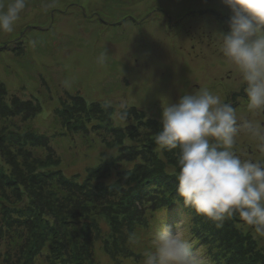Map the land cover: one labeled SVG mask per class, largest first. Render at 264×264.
I'll list each match as a JSON object with an SVG mask.
<instances>
[{
    "label": "rangeland",
    "instance_id": "obj_1",
    "mask_svg": "<svg viewBox=\"0 0 264 264\" xmlns=\"http://www.w3.org/2000/svg\"><path fill=\"white\" fill-rule=\"evenodd\" d=\"M230 15L221 0H26V7L13 31L0 30V79L5 81L9 98L18 94L23 100V105L11 107L12 112L8 111L13 119L6 123L15 121L9 126L12 129L2 126L0 131V143H3L0 144V187L7 179L5 174H11L17 178L13 191L19 195L16 198L19 203L7 205L6 212L11 219L8 216L0 218V224L8 222V226L0 229V264H143L144 253L152 247V230L160 217L172 226L173 231L172 222L187 217L189 235L196 247L203 249L210 264H227L224 259L231 261L237 256H240L237 264H257L250 254L240 255L238 250L231 248H236L241 240L237 232L231 239L223 233V227L217 228L212 220L184 205L176 191L178 181L166 170V175H161L158 180L142 178L139 184L127 179L117 181L116 175V171L133 169L157 156L168 161L167 154H164L167 149L158 150L156 144L149 143L144 147L145 135L151 132V128L144 124L151 125V119H161L159 109L163 104L178 102L183 94L194 91V85L215 82L216 74L229 68L234 70L233 77H240L241 73L235 66L231 67L228 58L217 55L218 51L210 55L205 49L208 43L214 47L221 45L220 34L229 31L227 21ZM175 40L182 42L183 49L187 47L190 51V46L196 47L188 61L193 62L191 70L183 63L187 51L184 49V56L174 51ZM19 42H24L26 51L25 48L18 49L15 44ZM14 47H17V53ZM201 51L206 58L199 59L195 55ZM101 56L105 57L103 63L98 60ZM220 62L225 63L226 68L223 69ZM173 63L175 68L171 66ZM235 82L232 88H235ZM27 85L36 92L43 86V94L36 97L37 100L28 97L22 92ZM108 100L116 107L113 113L108 111ZM245 101L247 98H240L239 104L244 107L236 113L238 121L256 124L257 120L263 119L261 110H250ZM32 113L35 116L26 117ZM0 115L7 118V112L0 111ZM78 125L85 128L78 130ZM128 126L129 130L125 131ZM116 128L124 129L121 138L115 134ZM15 132L21 134L31 150L39 149L46 158L45 161L32 160L33 167L46 171L32 183L14 173L19 172V165L15 164L17 159L14 161L12 153L15 140L6 143L1 137H10ZM69 142L74 144L73 148L67 145ZM236 142L233 150L237 148L236 153L241 159L260 160V155L258 158L248 155L250 145L254 147L258 142L256 136L242 129ZM123 145L132 150L121 149ZM40 147H52L56 157L53 152L51 154L48 149ZM76 147L83 148L86 153L73 157L71 161L75 150L82 152ZM30 149L24 152L27 158ZM120 150L125 151L127 158L136 160L111 161L119 157ZM117 165L120 167L115 168ZM176 170L175 167L173 171ZM50 185L53 192L46 196L43 189ZM137 186L149 195L135 196L132 201V193L137 191L133 189ZM67 187L81 199V202L66 201L67 207L81 211V215L75 213L81 221L72 222L67 228L61 226L62 230L55 231L52 237L50 232L49 237L37 236L43 229V216H49V212L44 214L40 209L36 215L19 209L23 207L25 210V202L30 200H36V205L50 202V197L53 202L59 201L55 190L65 192ZM153 188L156 189L154 195L160 194L157 195L161 196L159 200L150 193ZM85 199L97 205L95 211L81 207ZM171 199L174 202H170ZM58 204L65 205L60 201ZM156 207L167 209L170 220L165 221L163 213L155 211ZM0 214L5 212L0 210ZM133 214L136 216L134 223L143 227L146 233L140 236L142 245L131 251L128 246L133 238L127 242L123 239L131 234L128 227ZM226 221L231 223L227 225L230 230H244L238 215L226 218L223 225ZM13 229L27 235L22 240L24 244L29 242V246L8 251ZM126 229L128 233L124 235ZM63 230L66 231L65 237L57 239ZM248 230L262 247L264 256V238H258L251 229ZM226 236L230 238L229 243L224 241ZM51 242L52 251L49 249Z\"/></svg>",
    "mask_w": 264,
    "mask_h": 264
},
{
    "label": "clouds",
    "instance_id": "obj_2",
    "mask_svg": "<svg viewBox=\"0 0 264 264\" xmlns=\"http://www.w3.org/2000/svg\"><path fill=\"white\" fill-rule=\"evenodd\" d=\"M230 10L229 31L221 33V51L240 70L247 107L264 109V0H221ZM3 6L0 5V8ZM26 0H11L0 11V30L13 31ZM105 57L98 58L103 63ZM162 127L154 136L158 150L179 148L177 194L196 214L217 228L238 215L245 231L264 238V160L241 159L233 151L243 129L264 140L252 121H238L236 109L210 90L183 94L178 102L163 104ZM264 151V147L261 148ZM189 221L172 226L161 220L151 233L143 264H210L189 235Z\"/></svg>",
    "mask_w": 264,
    "mask_h": 264
},
{
    "label": "trees",
    "instance_id": "obj_3",
    "mask_svg": "<svg viewBox=\"0 0 264 264\" xmlns=\"http://www.w3.org/2000/svg\"><path fill=\"white\" fill-rule=\"evenodd\" d=\"M1 1L2 2H1L0 5H2L3 7L0 8V11L6 10V7H7L8 3L11 2V0H1ZM28 2H29V0H28ZM47 13L50 14V11H47ZM34 30L35 29H32V31H34ZM37 31L40 32V29L37 30ZM15 45H18L19 46L18 49H20V50H22V48H25L24 50L26 51V49H27L26 46H23L24 42H22V43L19 42V44H15ZM10 46H14V45L10 44ZM20 46H21V48H20ZM8 47L9 46H7L6 48H8ZM16 48L17 47H14V49L12 48L13 50L16 51L15 53H17V51H18V49L16 50ZM4 82L5 81H3V80L1 81V79H0V111L2 113H4V114H6V112H7V118H2L1 117L2 115H0V121L3 123V124L1 123V125H0V131H1L2 126L9 128V130L12 129L9 126L12 125L11 123H15V121H13V120L10 121L9 122L10 124L6 123V121H8V119H10V120L13 119V118H11L13 116H11V114H8V111L12 112L11 107H16V106H19V105H23V102H22L23 100H21L18 97V94H13V96H11L10 98L8 97L9 90H8V88L6 86H4L5 85ZM41 88L43 89V86ZM42 89H41V91L39 89V91L36 92V91L31 90L28 87V85H27V86L24 87V90L22 92L27 93L29 95L28 97H33L35 100H37L36 97L41 96L43 94L42 93ZM16 90H20V89H16ZM28 90H30L32 93L29 92ZM44 91H45V89H44ZM112 93H114V92H112ZM112 93L110 94V96L112 95ZM28 101H29V103L32 102L31 99L28 100ZM83 103H84V101H82V104ZM110 103L111 102L109 100H108V102H106L107 107H109L108 111L110 113H113L114 111H116L115 110L116 107L110 105ZM83 105L86 106V103H84ZM118 107H119V109H123L122 106L121 107L118 106ZM159 111L161 112L162 108L159 109ZM32 116H35V115H33V113L30 114V115H26V117H29V118L32 117ZM152 122H154V124H152ZM144 126H147V127L151 128L150 129L151 132L149 134L145 135V138H144L146 140L144 142V144H145L144 147H147V145H149V144L150 145L155 144L154 136H155L156 132L159 131L160 128L162 127L161 119L156 120V121H155V119H151V125L145 123ZM53 127H56V125L54 124ZM77 127H78L77 128L78 130H79V128L80 129L85 128V127H82L81 125H78ZM47 128L51 129L50 126H48ZM129 128H130V126L126 127L125 131H128ZM4 129L5 128H3L2 130H4ZM116 129H118V128H116ZM15 130L17 131V129H15ZM15 130H13V131H15ZM28 130L30 131L31 127ZM56 131H59V130L56 129ZM123 131H124V129L120 128V129H118V131L115 130V134L121 138V136L123 134ZM133 136L135 138V135L133 133H131V137H133ZM1 137L4 138V140H6V143H10V141L12 139L15 140V143H13V145H12V147L14 148V151L12 153H13L14 161H15V159H17L15 164L19 165V172H14L17 177H19L22 180L23 179L25 180V178H26L27 181L30 180V182L32 183V181H35V179L38 176H43V174H45L46 171L43 168L36 169L35 167H33V165H34V163L32 162L33 159H36L38 161H45L46 160V158L43 156L44 154L41 155L40 153H42V152L41 151L39 152L38 148H37L38 151L36 150V148H33V150H31L30 146H29V143L23 142L25 140L23 139V137L21 136L20 133H17V135H16V132H15V134L11 135L10 137L7 136V135L6 136L3 135ZM46 143H47V141L44 142V144H46ZM0 144H3V143L1 142ZM67 145L68 146L72 145V148H73L74 144H71V142H69ZM0 148H1V146H0ZM40 148L48 149L50 151V153L52 154V152H53L54 153L53 154L54 157H56L55 151H54V149L52 147L51 148L40 147ZM76 148H79V150H82V152L80 153L79 151L75 150L74 153L72 154L71 161L74 160L73 157L80 156V154H85L86 153V151H83V148H81V147H76ZM29 149L31 150V153H30V157L27 158L28 155L25 154L24 152H26ZM121 149H124V150L127 149L129 151L132 150V149H128V147H126L124 145L121 146ZM146 150H148V149L146 148ZM164 150H166V149H164ZM164 154L165 155L167 154L166 157H167L168 161H166V162L163 161L161 158H159L157 156L156 158H154V160H151V159L146 160L147 163H139V164H137L133 169H124V170L116 171V175L118 177L117 181H119V180H123V181L125 180L126 181V179H127V180L130 181V183H134V184L138 183L139 184L138 181L141 180L142 178L151 177L152 179L158 180L161 177V175H166L165 170L167 171V173L170 176L176 177V174L179 171L178 158H179V155H180V149L177 148V149H174V150H171V151L166 150ZM33 156H34V158H33ZM118 156L119 157H115L111 161L121 162V161H126V160L127 161L136 160V159L132 160V159L127 158L125 156V151L123 153L121 151L120 154L118 153ZM118 164H120V163H118ZM174 166L177 168L176 171H173V169L175 168ZM116 167L119 168L120 165L115 166V168ZM93 168H97V167H93ZM159 169H161V170H159ZM1 172L2 171H0V173ZM91 172H92V170H91ZM116 175H115V177H116ZM5 178H7L6 181H5V184L4 185L2 184L1 187H0V193H1V195H0V210H2L3 213L5 212V214L4 215L0 214V218H5V217L8 216V212H6V210H7V205L9 203H15V202L19 203L17 201V199H16V198L19 197V195L16 194L13 191L14 188H16L15 185L17 184L16 183L17 178L15 179L11 174H5ZM159 186L161 187V185H159ZM137 187L138 188H134L133 189L134 191L135 190H137V191H135V193H132V201L134 199H136L135 196L140 197L143 194H148L149 195V193L147 191H144V193H143L141 191V189H139V188H141V186H137ZM162 187H164V186L162 185ZM43 191L46 193V196H47L48 193H50V192L52 193L53 192L52 186L51 185L48 186L46 189H43ZM55 191L58 194V196L60 197V198L58 197L57 199L61 203H65V205L58 204L59 201H55L56 203L53 202L51 197L49 196L50 197V202H46V203L43 202L44 204L36 205L35 204L36 200H33L32 202L30 200L29 202H25L26 203L25 210H24L23 207L19 209V211H21V212H25L26 211L29 214L36 213V215H37V213H38V211L40 209H43L44 214H45V211L47 213L49 212V214H50L49 216L48 215L47 216H45V215L43 216V219H42L43 229L37 234V236H40V235H42V236L45 235L46 236L50 232L51 233L50 236L52 237V235L55 233V231L62 230L61 226H62V228H67L68 224H71L72 222H77L78 223V222L81 221L80 217L77 218V216L75 214V213H77L78 215H81V211H79V210L73 211V209H70L66 205V201H69V202H79L80 201L81 202V199L77 195V193L73 189H70L68 187L65 189V192L62 191V190H55ZM149 191H150L151 194L154 195L155 193H153V192L156 191V189L153 188V189H151ZM157 195H160V194H156L153 197H158V200H159L161 198V196L159 197ZM153 199L156 200V198H153ZM170 202H174L173 199H171ZM28 203H29V206H28ZM34 205H36V208H34ZM81 207L82 208H85V207L86 208H91L92 209L91 212H93V211H95V208L97 207V205L92 203V201H90L88 199H85L84 206H81ZM81 207H80V209H81ZM34 209H36V210H34ZM155 211H157L159 213H163L165 221L166 220H170L171 216H169V214L167 212L168 211L167 209H165L163 207H160V208L156 207ZM157 212L156 213L153 212V213L157 214ZM153 213L151 214V216L154 215ZM166 213H167V216H166ZM172 217H174V216L172 215ZM8 218H9V216H8ZM75 218H77V219H75ZM9 219H11V216H10ZM235 220H238V219H235ZM1 221H3V220H1ZM135 221H136V216L133 214V219H132L131 223L129 224L130 227H128V230H129V228L131 229V231H130L131 234L127 235L128 230L126 229L124 235H127V236L123 239V240H125L127 242V241H129L131 239V237L133 238L131 240V242H129V246H128V250H131V251L133 250L134 247L142 245L139 242V241L142 240V238H140V236L143 237L145 235L144 233H146L145 231H143V229H142L143 227L138 226V225H136L134 223ZM164 223H166V222H164ZM172 223H173L172 224L173 227H175L176 222L173 221ZM229 224L231 225V223H229L228 221H226L224 223V225H223V233L227 234V236L230 237L231 239H232V235H233L234 232H237V235L241 236V240H240L239 244L236 243L237 247L236 248L235 247H231V248H234V249L238 250L240 255H242V254H246L247 255V253L250 254L252 260L256 261L257 264H264V256L262 255L263 254L262 253L263 249H262V247H260L258 245L257 241L253 239V237L251 236L250 231L247 230V232L245 234L243 232L245 229L244 230H242V229L235 230L233 228L235 230V231H233V229L230 230V228L227 226ZM3 226H8V222L1 223L0 224V229L3 228ZM65 234H66L65 230H63L62 233L61 232L58 233L57 239L65 237ZM26 236L27 235H23V233L22 234L17 233V229H13L12 233H10V235H9V237H11V242H10V244H8V247H7L8 251H12L14 249L16 250L17 248L19 249V247H22V246H23V248L26 247V246H29V242L24 244V241L22 240V239L26 238ZM227 236H226V239L225 240L223 239V240L229 243V239L230 238H227ZM47 237H49V235H47ZM69 237H67V238H69ZM210 237H211L212 240L215 239L214 234H212ZM0 238H1V235H0ZM220 239L221 238H218L217 240H220ZM37 240L38 239H36V241ZM221 243H223V242H221ZM45 244H47V242H45ZM228 245H230V244H228ZM33 247H35V246H33ZM51 247H52V242L50 243V246H49V249L52 251ZM107 250L109 251V249H107ZM239 259H240V256H237L236 258H231V261H229V258H228V260L224 259V262H227V264H237L239 262Z\"/></svg>",
    "mask_w": 264,
    "mask_h": 264
},
{
    "label": "flooded vegetation",
    "instance_id": "obj_4",
    "mask_svg": "<svg viewBox=\"0 0 264 264\" xmlns=\"http://www.w3.org/2000/svg\"><path fill=\"white\" fill-rule=\"evenodd\" d=\"M177 42H178V45H177ZM177 42H176V40L173 41V44H175L173 46L174 47V51L176 53H180L182 55H183L184 49L187 51L185 53V56L187 58L186 57L184 58L185 62H183V63L185 64L187 69L191 70V66L190 65H191V63L193 64V62H188V61L192 59V55L194 54V52L196 50V47L194 45L190 46V51H189V50H187L186 46H184L186 48L183 49L181 41H177ZM210 44L211 43H208L205 46V49L209 52L210 55H212L213 53L215 55V53L218 51L219 54H217V55H222L223 56V53L221 51V45L214 47V46H212ZM220 44H222V42ZM176 45L178 47H176ZM195 55L198 56L199 59L206 58L202 51L200 53H195ZM222 62H220L219 65L221 67H223V69H224L226 67H224L223 65H226V64L225 63L222 64ZM173 65L175 66L174 63L171 66L173 68H175L176 66L174 67ZM233 66H235V65L232 63L231 67H233ZM235 67L239 70V68L237 66H235ZM233 71H234L233 69L229 68V69H227L226 71H224L222 73L216 74L217 77L214 78L215 82H213V83H209V82L206 83V81L204 80L205 84H203V85H194V91L193 92L198 91L200 89L210 90L214 94L220 96L222 102L232 105L236 109V113H237L238 111H240V109H242L244 107V105L240 106V104H239L240 103V98H247L246 97V93L244 91L246 85L243 82L241 75H240L239 78L233 77ZM239 72H240V70H239ZM234 80L237 81V83L235 82L236 86H235V88H232ZM245 104H247V101H245ZM261 114L263 115V119L262 120H257V123L256 122L255 123H256V125H259L261 131L264 132V129H263L264 128V109L261 110ZM263 142H264V140H262V142H260L258 146L252 145L254 147H251V145H250V147L248 148L249 157L253 156V157H257L258 158V155H260V160H264V151L261 150L262 145H264V144H262ZM234 146L235 147L237 146V142L234 144ZM233 151L236 152L237 148L234 149ZM236 154L238 155V153H236Z\"/></svg>",
    "mask_w": 264,
    "mask_h": 264
},
{
    "label": "bare ground",
    "instance_id": "obj_5",
    "mask_svg": "<svg viewBox=\"0 0 264 264\" xmlns=\"http://www.w3.org/2000/svg\"><path fill=\"white\" fill-rule=\"evenodd\" d=\"M250 134H251V133H250ZM257 138H258V142H257V144H256L255 146H258L259 143L262 142V140H261L259 137H257ZM262 144H264V142H263Z\"/></svg>",
    "mask_w": 264,
    "mask_h": 264
}]
</instances>
